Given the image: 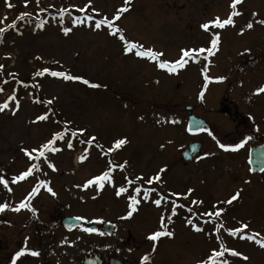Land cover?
<instances>
[{
    "label": "rangeland",
    "instance_id": "374dc122",
    "mask_svg": "<svg viewBox=\"0 0 264 264\" xmlns=\"http://www.w3.org/2000/svg\"><path fill=\"white\" fill-rule=\"evenodd\" d=\"M231 3L232 0H0V28L6 30L0 33V105L8 104L0 111V159L71 164L76 182L88 176L89 164L104 162L105 158L128 159L125 170L133 166L136 174L152 172L148 170L151 162L159 170L155 175L168 177L172 195L189 194L188 189L193 190L192 196L203 193L201 213L184 210L202 229L201 233L192 234L187 227L184 244L167 245L172 253L187 254L181 264L207 262L213 250L224 251L217 260H227L228 264H264V248L241 238H246L252 228L263 230L264 222L243 208L246 192L240 190L244 183L234 178V162L230 160L235 156L218 143L221 140L227 145V129H217V122L213 123L223 120L222 94L228 95L240 86L230 79L229 71L237 60L236 50H260L264 44V25L259 23L264 20V0H241L235 8L240 15L233 16L232 25L220 28L209 23L208 30L201 27L216 18L226 19L233 11ZM122 8L128 10L119 12ZM118 12L119 19L113 20V26L120 33L113 35L107 25L94 28V20H111ZM88 16L94 19L89 21ZM77 18L83 23L74 24ZM13 22L15 25L9 27ZM248 22L253 23L251 29L245 27ZM65 27L71 29L67 35L62 31ZM120 34L125 41L163 56L153 61L136 56V49L125 53ZM216 35L218 45L210 54L207 49ZM182 49L192 50L184 57L183 67L169 72L157 66L160 60L180 59ZM44 69L49 71L38 76ZM257 69L252 65V71ZM51 71L80 76L100 87L53 77ZM10 96L15 99L9 100ZM186 104L193 106L196 116L209 121L208 131L196 136L186 133ZM42 115L47 119L37 120ZM57 132L62 138L55 137ZM121 138H126L127 143L116 149L114 142ZM194 139L204 144L201 171L200 166L196 169L183 165L181 157L177 160L179 147ZM49 140L53 141L51 148L39 156L40 148ZM75 156L84 159L76 163ZM161 169L165 170L160 172ZM125 176L130 183L124 185L128 191L119 196L122 200L136 194L134 189L138 187L132 181L137 176ZM112 177V184L105 188L122 187L124 180H118L122 175ZM238 190L237 200L223 203ZM139 200V228L155 225L154 216L163 215L164 206L172 203L164 200L155 208L153 197ZM109 201L106 204L116 205L114 197ZM129 205L127 209L131 210ZM217 208L224 209L219 217L206 215ZM242 224L247 228L241 229ZM237 229L241 230L235 236L230 234V230ZM254 233L264 236V232ZM232 251L242 256H234Z\"/></svg>",
    "mask_w": 264,
    "mask_h": 264
},
{
    "label": "flooded vegetation",
    "instance_id": "af4514ba",
    "mask_svg": "<svg viewBox=\"0 0 264 264\" xmlns=\"http://www.w3.org/2000/svg\"><path fill=\"white\" fill-rule=\"evenodd\" d=\"M242 51V47L236 50L237 60L229 67L230 79L240 86L238 89H231L228 95L222 94L220 114L223 120L216 121L215 127L227 129V132H224V137L228 140L227 145L244 141L243 147L235 151L231 148L228 150L235 156L230 158L234 162L233 176L237 181L244 183L243 190H240L246 192V204L243 208L254 212L259 222H264V171H261L264 168V93L256 92L257 88L264 86V44L260 50L252 51L244 47V52ZM252 65L258 66L257 71H252ZM207 128L209 126L204 129ZM193 141L195 140L188 141L178 151L186 149ZM218 143L223 141L219 140ZM203 148L204 144L201 142L197 154L182 164H189L196 169L200 166L201 171ZM109 162L113 166L112 176L117 178L122 175V178L118 179L120 181L128 182L125 175L142 177L140 181L132 180L140 186L141 191L136 193L138 198L143 199L142 191L152 190L149 192V198L153 197V201L158 197L163 198L161 203L164 200L172 202L164 206L163 215L154 216L155 225L139 228V215L136 214L139 211L128 217L130 200H122L115 194L116 189L99 188L95 184L85 187L87 181L108 170ZM125 162L129 165L128 159L117 157L91 163L87 166L88 176H83L79 179L80 182H76L74 167L71 164L63 163L62 165L66 166H59L58 163L49 161L24 162L1 158L0 180L5 181L7 187L0 183V204H6L8 207L0 211V264H14L13 257L21 249H25V253L16 258L15 264H181L183 256L187 254L172 253L167 245L184 244L182 240L185 238L187 227L191 229L192 234L201 233L187 223L189 218L184 210L195 209L197 213H201L203 202L193 203V199L202 201L203 193L190 198L186 193L175 192L178 195H172L167 176L160 177L159 181L153 180L151 184L147 183L149 178L159 172L154 169L153 163L150 162L148 168L152 172L136 174L133 166L128 172L125 168L118 167ZM252 162L256 165L253 166ZM101 163L102 167L99 165ZM33 165L38 167L25 179L14 180L17 175ZM91 166L96 167L91 169ZM19 169L25 170L18 172ZM107 184L108 182H104V186ZM124 185L122 184V187ZM33 188L37 191L29 197L28 193ZM49 188L55 195L48 191ZM110 197L115 198V206L106 204L110 202ZM22 201L30 207L15 211ZM173 202L176 205L174 213ZM154 207L158 208L160 205ZM161 224L166 230L173 232V237L164 236L157 241L149 240L150 234L162 230ZM87 228H94L96 231L87 232L84 230ZM252 229L253 233L247 235L254 236L255 239L247 242L260 246L256 240H264V236L254 232L261 233L264 229ZM31 251L37 252L38 255H30ZM145 256L148 257L147 260L143 259Z\"/></svg>",
    "mask_w": 264,
    "mask_h": 264
},
{
    "label": "snow or ice",
    "instance_id": "6c2138e0",
    "mask_svg": "<svg viewBox=\"0 0 264 264\" xmlns=\"http://www.w3.org/2000/svg\"><path fill=\"white\" fill-rule=\"evenodd\" d=\"M26 2H27V0H26ZM128 2H129V0H125V3H128ZM240 2H241V0H232V3L230 5V7L233 9V11L229 14V16L226 19L220 20L219 18H216V20L214 22L213 21L206 22V23L202 24L201 27L203 29H205V30H208L209 29V23H212L214 26H218L220 28H224L226 25H232L234 23L233 16L240 15L239 12L235 11V8H236L237 4H239ZM127 10H128L127 8H122V9L119 10V12H126ZM80 11L82 12L83 9H80ZM119 12L111 20L106 19V18H101V19L94 20V28L99 30V29L102 28L103 25H107L108 29L110 30V32L113 35H115L117 33H120V29H118V28L113 26V20H118L119 19ZM25 15H27V14H25ZM86 19L89 20V21H92L94 18L91 17V16H88V17H86ZM73 23L74 24H81V23H83V21H81L79 18H77V19H75L73 21ZM259 23L264 25V20H260ZM14 25H15V22H13L12 25H9V27H12ZM41 27H42V25H41ZM245 27L248 28V29H251L253 27V23L252 22H248ZM4 31H5L4 28H0V33L4 32ZM62 31L64 32L65 35H67L71 31V29L65 27V28L62 29ZM243 31H244V28H241L240 32L243 33ZM119 38H120L121 41H125V37H124L123 34H120ZM218 40H219V36L218 35L213 37V39L211 40V47L207 49L208 53L212 54L213 50L217 48ZM134 49L137 50L135 52L136 56H138V57H146V58H148L150 60H153V61H155L158 58L163 56V53H161V52H156V51H153L152 49L143 50V46L142 45H140L138 43L125 41V44H124V47H123V51L125 53L132 52ZM181 51H182V56H181L180 59L176 60L175 62H169V61H166V60H160V62L158 63L157 66L159 68H161V69H165L166 68L169 72H175L178 67H183L184 66V64L186 62V61H184V57L188 56L192 50L185 51V50L182 49ZM198 51L204 52L205 49H199ZM2 67L3 66L0 65V68H2ZM48 71H49L48 69H44L43 71L38 72L37 75L38 76H43L44 73L48 72ZM50 75L53 76V77H62L65 80H81L86 85L90 84V82L88 80L84 79L83 77L69 75V74H66L63 71H51ZM206 79H207V77H206ZM217 79L218 80H222L223 77H218ZM90 86L91 87H100V85H98V84H90ZM256 92L257 93H264V86H261V87L257 88ZM14 99H15V96H10L9 97V100H14ZM16 106L18 108V106H19L18 102H17ZM7 107H8V104H7V102H5L3 105H0V111H2L4 108H7ZM13 111H15V109ZM44 119H47V115H42V116L37 117V120H44ZM203 130L204 131H208L207 129H203ZM78 131L83 132L84 129H79ZM209 134H211V133H209ZM73 135H75V133H73ZM55 137L62 138L61 133L57 132L55 134ZM94 139H95L94 137L91 138V140H94ZM89 142H91V141H89ZM126 143H127L126 138H121V139H118V140H116L114 142V147L116 149H119L122 145H125ZM52 144H53L52 140H49L47 143L43 144L42 147L40 148L39 156H44L45 155V151L50 149ZM243 145H244V141L242 140L240 143H237V144L231 145V146L221 143V144H219V147L221 149L226 150V151L229 150V148H231V150L235 151V150L243 147ZM68 147L69 148L72 147L71 141L68 142ZM52 150L53 151H57V149H54V148ZM23 151L25 152L26 155H29V152H28L27 149H23ZM32 151H36V149H33ZM109 151H112V149H109ZM38 158L39 157H37V159ZM80 159L83 160L84 157H81ZM126 163L127 162H125L124 164H120V165H118V167L121 168V169H124ZM109 164H110V166H109L108 170L104 171L103 173H101L100 175L94 177L93 179L87 181L85 187L95 184V185H98L99 188H103L104 187V182L111 183L112 182V168H113V166L111 165V162H109ZM49 166L52 167V165H49ZM37 167H38L37 165H33L26 172H22V173H20V175L16 176L14 178V180L15 181H19V180L25 179L34 170H36ZM164 170L165 169H161L160 172H163ZM261 171H264V168H262ZM141 179H142V177H136L137 181H140ZM153 180L159 181L160 180V174L157 173L154 177L149 178L147 183L151 184V183H153ZM0 183H3L5 185V187H7V183L5 181L0 180ZM36 191H37V189L33 188L32 191L28 193V196L29 197L33 196L36 193ZM48 191L52 192V189L49 188ZM127 191H128L127 188L119 187L117 189V191H116V195L120 196L121 194L126 193ZM134 191L136 193H139L141 191V189L140 188H135ZM150 191H152V190L144 191V193H143V199L144 200H147L149 198V192ZM192 191H193L192 189H188V193H191ZM52 194L55 195L54 192H52ZM173 195H178V194L174 193ZM239 195H240V192L238 190L236 192V194L232 195L230 199L224 201L223 203L231 204L233 201L237 200ZM129 200H130L129 207H130L131 210L127 213L128 217H130L132 215V212L135 211V207L134 206L140 203V201L137 199L136 195H131L129 197ZM152 203H154L156 206H159V205H161V199H155L154 201H152ZM193 203H202V201H195L194 200ZM7 207H8V205H6V204H0V211L5 210V208H7ZM29 207H30L29 204H26V203H24L22 201L19 204V206L16 207L14 210L15 211H20L22 208H29ZM175 207H176L175 202H173V213L175 212ZM213 207H215V205H213ZM33 211H34V209H33ZM223 211H224L223 208H217L215 210V212L206 213V215H214L215 217H219ZM169 219H170V217H169ZM187 223L189 225H191L194 228V230L202 231V229L196 227V225L193 224L190 219L187 221ZM243 228H247V224H242L241 225V229H243ZM161 229L162 230L155 231L154 233L150 234L148 236V239L151 240V241H157V239L160 238V237H164V236L173 237V232L166 230V228H165V226L163 224H161ZM241 229L230 230V234L235 236L236 232L241 230ZM84 230L87 231V232H95L96 231V229H94V228H87V229H84ZM256 235H259V233H257ZM241 238H244V237H241ZM247 239L248 240H253V239H255V237L249 235V236H247ZM256 243L259 244L260 247L264 248V241L256 240ZM24 253H25V249H21L20 251L16 252L15 256L13 257L14 264H15L16 258L23 256ZM231 254L234 255V256H242L241 253L236 252V251H232ZM30 255L36 256V255H38V253L35 252V251H31ZM222 256H223L222 252L213 250L212 254L208 257V261L207 262H201V264H228L227 260H224V261H218L217 260L218 257H222ZM143 259L147 260L148 257L145 256ZM243 259L246 260L247 257L244 256Z\"/></svg>",
    "mask_w": 264,
    "mask_h": 264
},
{
    "label": "water",
    "instance_id": "95a60500",
    "mask_svg": "<svg viewBox=\"0 0 264 264\" xmlns=\"http://www.w3.org/2000/svg\"><path fill=\"white\" fill-rule=\"evenodd\" d=\"M186 109L189 110V109H191V107L190 106H186ZM204 125H205V122H204L203 119L197 118L193 114H190L188 116L187 131L189 133H197L199 130L202 129V127ZM189 148H190L189 152L188 151H184L183 152V157H185V159H189L192 155L195 154V152L199 148V143H191V144H189ZM255 165L256 164L253 163V166H255Z\"/></svg>",
    "mask_w": 264,
    "mask_h": 264
}]
</instances>
